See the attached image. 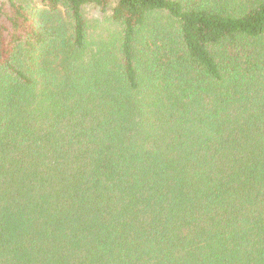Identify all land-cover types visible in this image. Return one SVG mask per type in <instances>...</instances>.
Returning a JSON list of instances; mask_svg holds the SVG:
<instances>
[{"label": "trees", "instance_id": "16d2710c", "mask_svg": "<svg viewBox=\"0 0 264 264\" xmlns=\"http://www.w3.org/2000/svg\"><path fill=\"white\" fill-rule=\"evenodd\" d=\"M0 264H264V0H0Z\"/></svg>", "mask_w": 264, "mask_h": 264}, {"label": "rangeland", "instance_id": "374dc122", "mask_svg": "<svg viewBox=\"0 0 264 264\" xmlns=\"http://www.w3.org/2000/svg\"><path fill=\"white\" fill-rule=\"evenodd\" d=\"M97 14H98V11L96 8H89V12H88L89 17H95Z\"/></svg>", "mask_w": 264, "mask_h": 264}]
</instances>
